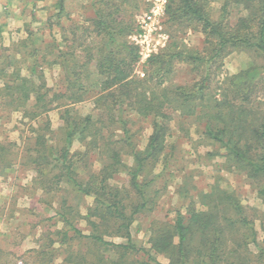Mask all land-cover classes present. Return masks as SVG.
<instances>
[{"label": "trees", "instance_id": "obj_1", "mask_svg": "<svg viewBox=\"0 0 264 264\" xmlns=\"http://www.w3.org/2000/svg\"><path fill=\"white\" fill-rule=\"evenodd\" d=\"M90 2L92 23L100 36L97 43L85 45L80 58L68 66L66 87L49 94L35 64L28 67L30 74L24 75L21 67L10 65L14 77L5 79V65L0 63V105L22 110V116L31 120L52 108L60 111L58 144L47 143L53 132L49 120L33 129L27 161L37 172L41 185L37 187L92 198L81 213V204H73L61 194L55 215L64 228L54 230L57 238L47 237L37 253L50 255L56 244L63 251V264H264L263 252L259 257L249 249L250 243L257 244V237L248 208L233 193L217 187L199 193L201 208L189 206L187 217L177 212L172 223L152 220L149 249L136 245L130 231L136 215L150 213L156 206L162 188L153 187V183L165 166L155 169L166 164L163 150L170 137L168 122L176 114L181 130L188 123H204V134L223 148L224 156L240 163L254 182L264 181V65L260 68L253 62L218 79L223 58L233 50L251 52L264 61V0H223L217 18L208 13L209 0H170L164 12V23L170 29L168 40L143 61L142 75L135 72L138 47L128 39L135 29L128 9L136 0ZM232 7L245 12L234 24L228 21ZM187 28L204 35L201 49L188 48L182 42L181 33ZM179 62L188 64L193 73V78L182 84L172 80ZM90 67L98 76L97 91L91 97L98 110L95 118L89 113L74 114L75 104L90 99ZM254 99L262 106L251 107ZM30 100L33 102L28 105ZM119 107L143 119L151 118L152 131L142 149L136 147ZM115 124L123 132L118 139L110 137L112 131L104 133ZM76 140L83 143L82 150L71 149ZM9 147L0 145V168L9 165L1 159ZM90 151H95L103 164L84 177L74 166L86 170ZM124 154L132 157L131 165L122 160ZM119 174H124L126 184L110 182ZM260 193L264 194V189ZM184 195H188L185 190ZM79 222H85L90 231L78 228ZM114 236L125 242L109 239ZM106 251L117 256L110 257ZM150 251L162 254L167 262L153 258Z\"/></svg>", "mask_w": 264, "mask_h": 264}, {"label": "rangeland", "instance_id": "obj_2", "mask_svg": "<svg viewBox=\"0 0 264 264\" xmlns=\"http://www.w3.org/2000/svg\"><path fill=\"white\" fill-rule=\"evenodd\" d=\"M222 3L223 0H209L207 9L212 18L220 15ZM149 8L148 0H136L133 8L132 6L127 8L133 13L135 29L128 39L134 44L136 43L133 36L139 31L140 18ZM241 14L245 12H239L232 7L228 16L229 23L234 24ZM93 17L90 0H0V63L5 65L3 69L5 79L14 77L12 74L14 68H10V65L21 67L23 69L21 74L24 75L30 74L28 67L35 64L42 71L49 94L66 87L68 66L74 59L80 58L85 45H92V41L97 43L99 39L100 35L92 23ZM161 19L163 30L168 35L169 28L164 23V15ZM181 34V40L186 47L198 50L204 46V35L198 30L187 28ZM164 45L158 47L157 51ZM143 61L139 60L136 65L135 72L139 75H142ZM222 62L219 80L226 75L248 68L253 62L260 65V68L264 65V61L244 50L231 51ZM91 67L88 80L90 99L74 105L76 116L89 113L95 118L98 114L91 100L97 91L98 76ZM81 71V80L84 83V69ZM192 78L193 73L188 64L179 62L175 65L172 76L174 83L182 84ZM32 102L30 100L28 105ZM3 104L0 105V145L10 146V149L9 153L5 152L7 155L1 158L2 163L9 162V165L0 168V264H19V262L63 264V251L60 248L58 250L56 244H54L56 250L50 255H39L36 249L41 244L44 246L47 237L57 238L53 235L54 230L64 228L63 223L55 215L61 194H66L71 203L81 204V213L86 212V207L91 205L92 198H80L72 192L55 193L41 190L37 187L41 185L36 178L34 165L27 161V152L32 150L33 129L39 124L49 120V128L53 132L49 134L51 139L47 138V143L58 144L62 124L60 111L52 108L39 119L31 120L22 116V110H12ZM252 105L262 106L256 99L251 101V107ZM118 113L128 120L127 127L133 135L132 139L136 147L142 149L152 131L151 118L143 119L136 112L125 107H119ZM178 121L176 114L168 122L170 137L166 138L163 150L166 164L156 165L155 172L165 166L162 176L153 183V187L162 188L156 206L150 213L136 215L130 226L134 243L149 249V225L152 220L172 223L177 212L187 217L189 206L201 208L199 193L217 187L233 193L240 204L248 208V215L253 221L257 237V244L250 243L249 249L262 257L264 194L260 193V190L264 189V181L254 182L240 163L239 165L224 156L223 148L218 143L211 142L204 134V123L199 125L188 123L186 126L183 125L184 130H181L182 126L178 125ZM110 131L113 133L110 136L113 139H118L123 133L118 124L104 129L106 135ZM83 147V143L76 140L71 149L82 150ZM97 156L95 151H90L86 170L80 169L79 165H75L74 168L79 173H83L84 177L88 172H97L103 164ZM122 160L127 165L132 164L130 155L124 154ZM22 161L28 164H22ZM34 178L37 179V185L34 184ZM110 182L117 185L126 184V178L124 174H119ZM62 186L66 185L62 184ZM184 190L188 195H184ZM77 227L85 233L90 231L85 222H79ZM109 239L118 243L125 242V239L116 236ZM106 253L110 257L117 256L116 252L114 254L106 251ZM150 253L158 261L167 262L162 254H155L154 251ZM133 257L137 261V257L135 255Z\"/></svg>", "mask_w": 264, "mask_h": 264}, {"label": "built area", "instance_id": "obj_3", "mask_svg": "<svg viewBox=\"0 0 264 264\" xmlns=\"http://www.w3.org/2000/svg\"><path fill=\"white\" fill-rule=\"evenodd\" d=\"M149 10L145 12L139 21V31L133 36L134 42L138 47L139 60L143 61L158 47L163 46L168 35L162 27L161 17L164 15L165 7L169 0H148ZM19 264H22L19 262Z\"/></svg>", "mask_w": 264, "mask_h": 264}, {"label": "crops", "instance_id": "obj_4", "mask_svg": "<svg viewBox=\"0 0 264 264\" xmlns=\"http://www.w3.org/2000/svg\"><path fill=\"white\" fill-rule=\"evenodd\" d=\"M7 235V234H6ZM24 238H25V236H24Z\"/></svg>", "mask_w": 264, "mask_h": 264}]
</instances>
